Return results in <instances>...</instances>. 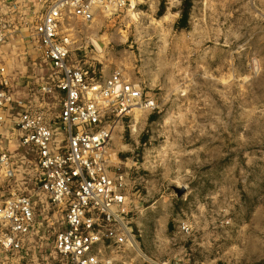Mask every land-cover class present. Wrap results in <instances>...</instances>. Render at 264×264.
I'll return each mask as SVG.
<instances>
[{
  "label": "rangeland",
  "instance_id": "1",
  "mask_svg": "<svg viewBox=\"0 0 264 264\" xmlns=\"http://www.w3.org/2000/svg\"><path fill=\"white\" fill-rule=\"evenodd\" d=\"M184 1L129 0L77 24L72 56L157 99L154 112L114 125L109 145L112 169L127 174L139 250L157 261L264 264V0ZM4 51L27 93L33 52L20 41Z\"/></svg>",
  "mask_w": 264,
  "mask_h": 264
},
{
  "label": "built area",
  "instance_id": "2",
  "mask_svg": "<svg viewBox=\"0 0 264 264\" xmlns=\"http://www.w3.org/2000/svg\"><path fill=\"white\" fill-rule=\"evenodd\" d=\"M127 5L0 0V264H186L135 251L127 174L112 169L109 153L114 125L154 112L157 99L121 72L96 76L72 56L75 25ZM14 41L33 52L27 93L17 91L4 51Z\"/></svg>",
  "mask_w": 264,
  "mask_h": 264
},
{
  "label": "bare ground",
  "instance_id": "3",
  "mask_svg": "<svg viewBox=\"0 0 264 264\" xmlns=\"http://www.w3.org/2000/svg\"><path fill=\"white\" fill-rule=\"evenodd\" d=\"M129 2V0H127V3ZM111 9L108 8V9H103L101 10V13H102V19L104 18H108L110 16H112V12L110 11ZM132 18H136V14H131ZM84 31V30H83ZM90 42L94 45V47L96 48V51L98 53H102L103 52V48H104V43L99 41L98 38H96V34H92L89 38ZM138 113V112H137ZM136 114V113H135ZM134 248H135V251L141 255L142 252L139 250L138 246L136 243L133 244Z\"/></svg>",
  "mask_w": 264,
  "mask_h": 264
},
{
  "label": "trees",
  "instance_id": "4",
  "mask_svg": "<svg viewBox=\"0 0 264 264\" xmlns=\"http://www.w3.org/2000/svg\"><path fill=\"white\" fill-rule=\"evenodd\" d=\"M188 1L189 0H185L184 3L186 4V6L188 7ZM186 18H187V11L185 9V11L183 12L181 19H180V23H179V27H184L185 22H186Z\"/></svg>",
  "mask_w": 264,
  "mask_h": 264
}]
</instances>
